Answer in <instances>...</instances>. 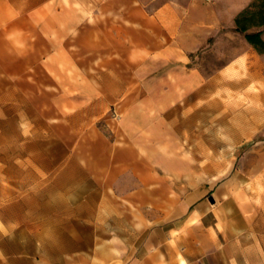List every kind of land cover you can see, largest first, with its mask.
<instances>
[{
  "label": "crops",
  "instance_id": "crops-1",
  "mask_svg": "<svg viewBox=\"0 0 264 264\" xmlns=\"http://www.w3.org/2000/svg\"><path fill=\"white\" fill-rule=\"evenodd\" d=\"M196 13L175 1L0 0V264L264 260L233 243L264 227L224 223L204 200L214 187L187 184L202 176L172 179L152 149L140 153L141 87H166L151 94L165 107L199 97ZM161 130L148 125L147 143Z\"/></svg>",
  "mask_w": 264,
  "mask_h": 264
},
{
  "label": "rangeland",
  "instance_id": "rangeland-1",
  "mask_svg": "<svg viewBox=\"0 0 264 264\" xmlns=\"http://www.w3.org/2000/svg\"><path fill=\"white\" fill-rule=\"evenodd\" d=\"M140 1L150 11L172 1L195 8L196 19L202 23L207 39L188 64L204 78L197 100L195 91H189L183 101L165 107L154 101L151 94H163L166 87H141L137 118L142 127L141 156H147L152 149L149 152H155L157 162L162 163L157 170L172 179L178 174L202 176L201 182L187 184L204 189L214 187L204 200L207 203L209 198L213 200L212 205L219 208L224 223L264 227V54L250 46L234 25L235 18L249 10L255 0ZM259 22L258 17L251 16L246 22L248 32H261L264 40V24L257 26ZM149 72L145 71L146 77ZM236 82L241 85L235 86ZM149 111L152 118L147 116ZM153 124L162 130L156 134L157 143L150 145L149 135L143 131ZM249 128L252 133L247 132ZM12 152L13 157L17 156L18 151ZM3 153L0 149V157ZM179 184L172 181L173 188ZM252 242L246 245L237 239L233 242L235 253L264 259V237ZM251 264H264V260Z\"/></svg>",
  "mask_w": 264,
  "mask_h": 264
},
{
  "label": "trees",
  "instance_id": "trees-1",
  "mask_svg": "<svg viewBox=\"0 0 264 264\" xmlns=\"http://www.w3.org/2000/svg\"><path fill=\"white\" fill-rule=\"evenodd\" d=\"M251 16L259 18L260 22L257 26L264 24V0H255L249 10L240 13L234 20L236 32L243 34L245 41L258 53L264 54V40L262 39V33L248 32L249 26L246 22Z\"/></svg>",
  "mask_w": 264,
  "mask_h": 264
},
{
  "label": "bare ground",
  "instance_id": "bare-ground-1",
  "mask_svg": "<svg viewBox=\"0 0 264 264\" xmlns=\"http://www.w3.org/2000/svg\"><path fill=\"white\" fill-rule=\"evenodd\" d=\"M234 85L238 87L241 85V82H236Z\"/></svg>",
  "mask_w": 264,
  "mask_h": 264
},
{
  "label": "water",
  "instance_id": "water-1",
  "mask_svg": "<svg viewBox=\"0 0 264 264\" xmlns=\"http://www.w3.org/2000/svg\"><path fill=\"white\" fill-rule=\"evenodd\" d=\"M209 201H210L211 203H213V200H212L211 198L209 199Z\"/></svg>",
  "mask_w": 264,
  "mask_h": 264
}]
</instances>
